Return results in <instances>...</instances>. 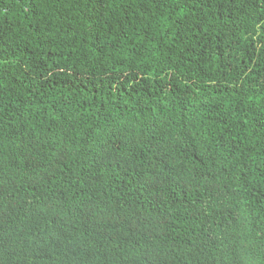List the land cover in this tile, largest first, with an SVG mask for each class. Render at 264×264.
I'll list each match as a JSON object with an SVG mask.
<instances>
[{"label": "trees", "instance_id": "16d2710c", "mask_svg": "<svg viewBox=\"0 0 264 264\" xmlns=\"http://www.w3.org/2000/svg\"><path fill=\"white\" fill-rule=\"evenodd\" d=\"M3 192L23 226L46 200L75 243L67 264L141 255L122 245L173 232L179 195L213 207L209 230L232 214L264 226V0H0ZM81 195L117 201L99 247L57 214ZM235 247L264 264V236Z\"/></svg>", "mask_w": 264, "mask_h": 264}, {"label": "clouds", "instance_id": "9594fccd", "mask_svg": "<svg viewBox=\"0 0 264 264\" xmlns=\"http://www.w3.org/2000/svg\"><path fill=\"white\" fill-rule=\"evenodd\" d=\"M109 185L115 191L112 181ZM0 194L4 195L5 201L13 200L17 209L15 195ZM179 197L187 202L177 203L175 222L169 229L173 232L160 241L148 243L147 248L143 247V239L122 245L140 244L141 255L130 250L124 253L120 246L116 250H105L101 255V264L108 256L117 258L123 264H134L141 258L142 264H258L253 259L243 258L235 246L251 244L256 235L264 236L261 220L249 214L246 219L227 212L234 218L219 220L209 230L211 218L217 214L211 211L213 207L201 203L200 209H187L191 199ZM113 203L95 206L89 197L81 195L59 202L56 208L60 216L84 221V244L99 247L101 240L109 235L104 228L113 215L111 211L117 201ZM44 204L46 200L40 199L33 207L36 221L30 226L21 225L16 209L0 210V264L4 259L20 254L33 256V264H67L75 243L71 236L64 235L60 221L46 212Z\"/></svg>", "mask_w": 264, "mask_h": 264}]
</instances>
